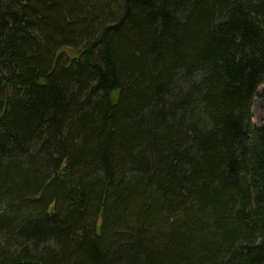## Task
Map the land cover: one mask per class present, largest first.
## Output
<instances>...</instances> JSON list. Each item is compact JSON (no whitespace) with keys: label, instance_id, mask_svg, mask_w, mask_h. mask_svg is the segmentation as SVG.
Returning a JSON list of instances; mask_svg holds the SVG:
<instances>
[{"label":"trees","instance_id":"trees-1","mask_svg":"<svg viewBox=\"0 0 264 264\" xmlns=\"http://www.w3.org/2000/svg\"><path fill=\"white\" fill-rule=\"evenodd\" d=\"M257 98L264 0H0V264H264Z\"/></svg>","mask_w":264,"mask_h":264},{"label":"rangeland","instance_id":"rangeland-1","mask_svg":"<svg viewBox=\"0 0 264 264\" xmlns=\"http://www.w3.org/2000/svg\"><path fill=\"white\" fill-rule=\"evenodd\" d=\"M252 122L256 126H261L264 123V101L260 98H257L254 102L252 108Z\"/></svg>","mask_w":264,"mask_h":264}]
</instances>
